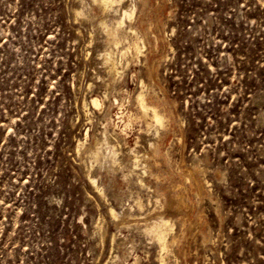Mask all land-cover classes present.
I'll return each instance as SVG.
<instances>
[{
    "label": "rangeland",
    "instance_id": "374dc122",
    "mask_svg": "<svg viewBox=\"0 0 264 264\" xmlns=\"http://www.w3.org/2000/svg\"><path fill=\"white\" fill-rule=\"evenodd\" d=\"M0 264H264V0H0Z\"/></svg>",
    "mask_w": 264,
    "mask_h": 264
},
{
    "label": "bare ground",
    "instance_id": "6f19581e",
    "mask_svg": "<svg viewBox=\"0 0 264 264\" xmlns=\"http://www.w3.org/2000/svg\"><path fill=\"white\" fill-rule=\"evenodd\" d=\"M94 2V5L95 6H98L101 8V10H106L110 7H112L114 4L118 5L120 4L123 0H92ZM123 15H124V18L127 19L128 21H131L132 19V15H133V12L131 11H128V10H124L123 11ZM140 21V20H139ZM103 24V22H101ZM130 23V22H129ZM123 20L120 19L119 21H117V26L118 27H121L123 26ZM136 26V25H134ZM134 26L129 24L128 25V29L130 31V33H133L134 36L136 37L135 40L130 44L132 45L133 49L134 50H137L138 49V44H140L139 42H143V38L142 36L139 34L137 35L136 31L134 30ZM144 29V28H143ZM146 29V28H145ZM106 33H107V36L108 37H111L112 40H114V42H118V38H117V33L115 30H111L109 28L106 29ZM144 34V32H143ZM145 37V36H144ZM129 45V46H130ZM105 62L107 63V67H108V72L111 74V76H114L117 72V67H116V64L113 60V58L111 56L107 57ZM156 63V62H155ZM150 65V64H149ZM148 65V66H149ZM152 65V64H151ZM146 69V68H145ZM153 71V70H152ZM146 72V71H145ZM148 76V75H147ZM151 76V75H150ZM150 78V77H149ZM137 104L141 110V112L143 114L141 115H145V116H150L151 118V121L154 122L155 126H156V129H159V128H167V122H168V118L166 115L164 114H161L160 111L157 109L156 106L150 104L147 102V99H146V95L142 92H140L137 97ZM93 104H97L96 103V100H92ZM167 123V124H166ZM150 124V123H149ZM166 130V129H165ZM181 172V171H180ZM189 172V171H188ZM189 174V173H188ZM187 174V175H188ZM193 174V173H192ZM186 175V176H187ZM185 176V177H186ZM190 176V174L188 175V177ZM197 176V175H196ZM191 179V176L189 177ZM188 179V178H187ZM190 183V182H189ZM195 183V182H194ZM194 185V184H193ZM202 185V184H201ZM189 187V186H188ZM203 188V187H202ZM201 189V187L199 188ZM181 190V189H179ZM183 191V190H181ZM197 191V190H196ZM200 191V190H199ZM197 191V194L198 192ZM202 191V190H201ZM201 191L199 192L200 195H201ZM178 192V191H177ZM203 193V191H202ZM169 194V193H168ZM186 199H185V194L182 192L180 193H177L175 194L174 196L172 197H169L168 201H167V211H169L170 213H174L176 215H178L179 217L183 218L185 220L187 214L184 210V206L186 204ZM191 207V206H190ZM190 211V210H189ZM169 213V215H170ZM181 222V221H180ZM196 222V221H195ZM197 223V222H196ZM167 224H168V219L166 217H162L160 216L159 217V221H158V224L155 225L153 227V230L155 231L156 233V237L159 241H161L160 245H162V248H166L167 247V243L165 240H163V230L166 229L167 227Z\"/></svg>",
    "mask_w": 264,
    "mask_h": 264
}]
</instances>
